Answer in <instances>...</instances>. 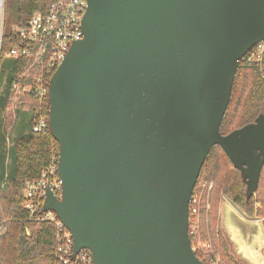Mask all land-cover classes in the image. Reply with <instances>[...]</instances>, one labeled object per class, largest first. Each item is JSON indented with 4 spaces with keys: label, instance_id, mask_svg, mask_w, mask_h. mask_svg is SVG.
I'll return each mask as SVG.
<instances>
[{
    "label": "water",
    "instance_id": "95a60500",
    "mask_svg": "<svg viewBox=\"0 0 264 264\" xmlns=\"http://www.w3.org/2000/svg\"><path fill=\"white\" fill-rule=\"evenodd\" d=\"M84 37L48 91L62 198L45 210L94 264H205L189 205L219 145L250 196L264 167V116L220 131L240 61L264 41V0H88ZM221 223L238 255L264 264V223L229 201Z\"/></svg>",
    "mask_w": 264,
    "mask_h": 264
},
{
    "label": "trees",
    "instance_id": "16d2710c",
    "mask_svg": "<svg viewBox=\"0 0 264 264\" xmlns=\"http://www.w3.org/2000/svg\"><path fill=\"white\" fill-rule=\"evenodd\" d=\"M50 3L51 0L5 1L0 59V89L4 82V90L0 92V264H56L53 226L30 220L23 207L26 183L38 179L50 164L53 153L59 152L58 142L49 127L48 92L44 97L24 93L23 103H18L14 111H8L10 85L21 77L26 62L5 57L17 41L13 27L24 26L35 11H47ZM47 88L49 91V84ZM41 116L47 119L48 128L43 133H36L33 127ZM260 116H264V60L251 62L246 55L239 63L220 131L226 135L254 123ZM263 175L264 167L257 186L248 196L242 171L235 167L221 146L215 145L211 149L203 165L194 193L200 180L214 181L207 229L223 264L245 263L233 253L220 228V205L228 199L246 216H254L256 201L264 206ZM258 214H264V208L259 209ZM196 255L203 263L209 264L206 256L197 252Z\"/></svg>",
    "mask_w": 264,
    "mask_h": 264
},
{
    "label": "built area",
    "instance_id": "2783aa9c",
    "mask_svg": "<svg viewBox=\"0 0 264 264\" xmlns=\"http://www.w3.org/2000/svg\"><path fill=\"white\" fill-rule=\"evenodd\" d=\"M5 1L0 0V59L5 25ZM88 7V0H51L47 11H35L24 26H17L13 32L17 41L5 53L12 60L25 61V69L18 79L10 85L11 103L8 111H14L18 103H23L22 95L32 93L44 97L47 85L65 58L73 43L84 37L83 18ZM248 61L261 63L264 60V41L256 44L247 53ZM3 91V90H2ZM48 128V121L41 116L36 121L33 131L43 133ZM59 152L53 153L52 160L38 179L28 181L25 188L23 207L28 211L30 220L49 223L54 229L56 264H94L92 253L81 249L74 255V239L71 231L52 210H45L44 204L47 187L57 199L62 198V184L58 175ZM213 181L205 180L203 185L192 195L189 205V235L195 253L205 256L211 245L200 237L203 205L211 192ZM29 234V231L27 230ZM209 264H217L211 258Z\"/></svg>",
    "mask_w": 264,
    "mask_h": 264
},
{
    "label": "rangeland",
    "instance_id": "374dc122",
    "mask_svg": "<svg viewBox=\"0 0 264 264\" xmlns=\"http://www.w3.org/2000/svg\"><path fill=\"white\" fill-rule=\"evenodd\" d=\"M17 26H14L13 27V30L14 28H16ZM5 81V80H4ZM4 90V82L2 83V86H1V89H0V92ZM9 138V141H8V144L11 143V136L8 137ZM205 180H209L211 181L210 179H202L200 180V185H203V183H205ZM213 184H214V181H213ZM262 187L264 188V175H263V178H262ZM214 187V186H213ZM213 189V188H212ZM212 192V190H211ZM211 192L208 193L207 195V199H206V205H203V208L201 206V210H202V216H201V229L199 231V233H201L200 237L202 239V242L204 241H207L210 245H211V250L209 251V253H207L205 256L208 258V262L211 261V258H213L217 264H223V260L221 258V256L217 253L215 247H214V244H213V241H212V238L210 236V233L207 229V224L209 222V212H210V209H211ZM225 201H229L231 202L230 200L228 199H224V201H222L221 205H220V209H219V215H220V228L222 229V231L224 232V235L226 236V238L228 239L230 245H231V248H232V251L233 253L238 257L239 260H241L243 263L245 264H249L247 261H245L244 259H242V257L240 255H238L237 253V249L234 245V243L230 240L228 234L226 233L225 229L223 228L222 226V223H221V206L223 204V202ZM232 203V202H231ZM233 204V203H232ZM234 205V204H233ZM242 214L244 217H246L247 219L249 220H260L264 223V214H258V210L259 209H262L264 208V206L260 203V202H257L255 203V209H256V212H255V215L252 216V217H248L246 216L236 205H234ZM206 226V228H205ZM3 230V229H2ZM29 231V230H28ZM261 254L263 256V259H264V247L261 248ZM205 257V258H206Z\"/></svg>",
    "mask_w": 264,
    "mask_h": 264
}]
</instances>
